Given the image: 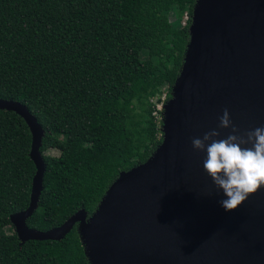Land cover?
Returning <instances> with one entry per match:
<instances>
[{"label":"trees","instance_id":"16d2710c","mask_svg":"<svg viewBox=\"0 0 264 264\" xmlns=\"http://www.w3.org/2000/svg\"><path fill=\"white\" fill-rule=\"evenodd\" d=\"M196 1L0 0V99L36 118L42 153L60 151L43 156L28 228H57L81 210L90 217L121 173L154 154L162 116L152 99L163 87L171 98ZM31 140L20 116L0 110V264H89L77 225L61 240L24 243L1 227L29 205Z\"/></svg>","mask_w":264,"mask_h":264},{"label":"water","instance_id":"95a60500","mask_svg":"<svg viewBox=\"0 0 264 264\" xmlns=\"http://www.w3.org/2000/svg\"><path fill=\"white\" fill-rule=\"evenodd\" d=\"M190 41L162 118V142L144 164L123 172L90 217L81 210L41 232L26 221L38 207L45 164L43 130L28 109L1 100L31 133L36 173L30 202L10 216L20 242L58 241L77 225L89 264H264V186L236 209L203 168L192 138H226L228 109L238 134L264 127V0H197Z\"/></svg>","mask_w":264,"mask_h":264},{"label":"clouds","instance_id":"9594fccd","mask_svg":"<svg viewBox=\"0 0 264 264\" xmlns=\"http://www.w3.org/2000/svg\"><path fill=\"white\" fill-rule=\"evenodd\" d=\"M219 120L220 129L231 128L232 132L218 139L220 132L211 130L192 138V147L206 152L203 168L227 196L220 202L222 207L232 211L264 186V127L238 134L227 108Z\"/></svg>","mask_w":264,"mask_h":264},{"label":"rangeland","instance_id":"374dc122","mask_svg":"<svg viewBox=\"0 0 264 264\" xmlns=\"http://www.w3.org/2000/svg\"><path fill=\"white\" fill-rule=\"evenodd\" d=\"M183 23L187 21L188 19V16L186 14H178V17ZM152 52L153 54H155V47L152 48ZM143 67L145 70H150L151 69V63H150V60L149 59H144L143 61ZM162 95H160L159 97H155L154 99H152V103L155 105L156 107V110L158 112H160L162 118H163V111H164V106L166 104V101H165V97H166V93H167V89L166 87H163L162 89ZM158 99H160V101H158ZM159 114V115H160ZM157 119L159 120V116H157V114L155 113L154 114ZM162 120V119H161ZM60 154V151L58 149H47L43 152V156H48V157H58ZM1 227L7 232V233H13L14 232V227L10 224H7V223H3L1 224Z\"/></svg>","mask_w":264,"mask_h":264},{"label":"built area","instance_id":"2783aa9c","mask_svg":"<svg viewBox=\"0 0 264 264\" xmlns=\"http://www.w3.org/2000/svg\"><path fill=\"white\" fill-rule=\"evenodd\" d=\"M155 114V113H154Z\"/></svg>","mask_w":264,"mask_h":264}]
</instances>
